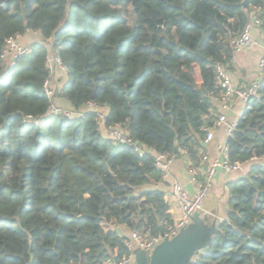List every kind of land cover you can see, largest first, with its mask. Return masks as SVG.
I'll return each instance as SVG.
<instances>
[{
  "label": "trees",
  "instance_id": "obj_1",
  "mask_svg": "<svg viewBox=\"0 0 264 264\" xmlns=\"http://www.w3.org/2000/svg\"><path fill=\"white\" fill-rule=\"evenodd\" d=\"M240 2L0 0V51L37 32L0 79V264H103L129 254L119 226L156 235L172 222L162 190L146 186L161 181L156 154L195 161L203 149L215 67L231 69L252 13L264 21V0ZM51 52L67 67L53 99L79 116L47 114ZM88 103L143 155L104 136ZM226 144L232 161L264 155V78ZM227 186L226 217L188 264H264V163Z\"/></svg>",
  "mask_w": 264,
  "mask_h": 264
},
{
  "label": "built area",
  "instance_id": "obj_2",
  "mask_svg": "<svg viewBox=\"0 0 264 264\" xmlns=\"http://www.w3.org/2000/svg\"><path fill=\"white\" fill-rule=\"evenodd\" d=\"M263 20L255 13L251 14L250 20L244 25L240 34L231 41V46L234 52L247 51L252 47H260L262 54L257 62V75L254 80L251 81L249 86L245 89L235 88L231 83V77L228 70L218 65L216 66V75L218 79V86L220 87V95L218 101L220 102L221 113L216 117L212 126L203 127L205 131L204 142H208L213 137V130L215 127L224 126L226 135L231 136L236 128L237 120H230L227 118L225 112L229 107V103L233 98L239 100L242 106L245 107L250 98L255 94L260 82L264 78V43L260 42L254 37V29L260 28L263 24ZM37 34V32H34ZM261 34L264 38V29H261ZM29 46L22 44L20 36L10 37L5 39L4 45L0 51V79L4 78L10 68L15 64V61L22 55L28 53ZM46 69L48 72L42 84V91L49 98L50 105L48 109V116H62L66 118H72L79 116L81 111H75L70 107H61L54 103V88L52 87L53 75L56 71L67 74L66 64L62 61L57 52H51L45 61ZM3 66V67H2ZM3 68V69H2ZM88 107L94 111L97 115V123L100 131L104 136L111 139L115 143H121L124 145H132L139 156L143 155V150L135 143H132L124 132L113 126H107L105 124L104 109L97 104L88 103ZM220 157L210 159L206 153L201 155V162L209 163L208 169L205 172L204 180L199 184L197 191L190 195L188 194L181 184L174 181L170 185L171 195L177 202V216L172 219L170 224H167L162 233L156 235H150L147 232H139L137 230H131L128 237H125V245L129 250V254L117 259L118 264H134V248H140L146 251L147 254L154 249V247L163 241L164 239H171L174 237L181 228L188 226L191 222L192 216L195 212H198L202 208V202L208 195L212 187V180L219 168L224 169L226 173H242L245 174L250 165L255 163H264L263 156H252L250 160L246 162H240L238 160H230L228 157V147L224 143L218 146ZM174 154L163 153L156 154L155 166L160 172L161 181L168 179L171 170V162ZM193 169L190 172L193 173ZM195 180V177H192ZM168 203V202H167ZM103 264H116L113 257L106 259Z\"/></svg>",
  "mask_w": 264,
  "mask_h": 264
},
{
  "label": "crops",
  "instance_id": "obj_3",
  "mask_svg": "<svg viewBox=\"0 0 264 264\" xmlns=\"http://www.w3.org/2000/svg\"><path fill=\"white\" fill-rule=\"evenodd\" d=\"M254 37L260 42L264 43V38L261 34V29L256 28L253 32ZM20 41L26 43L32 42L31 37L26 33L20 37ZM262 54V49L260 47H252L247 51L243 52H232L230 64L231 69H228L229 75L231 77V83L235 88L245 89L252 80L255 79L257 75V62ZM56 80H53V84L58 86L59 79H65V76L59 72H56ZM60 105L67 106L68 104L65 100L59 99ZM213 115L216 117L221 113L220 102L218 99H212ZM242 103L233 98L229 103V107L225 114L230 120H237L243 110ZM214 116V117H215ZM227 135L225 127L218 126L213 130V137L208 142H202V147L198 153L197 159L193 161L189 158L188 154L184 151H179L178 155H174L171 162L170 175L167 180L160 181L155 185H147L146 188L157 187L163 192V198L169 206V212L172 219L177 216V202L171 195L170 184L174 181L181 184L183 189L190 195L194 194L201 182L204 180L205 172L208 169L209 163L201 162V155L206 153L210 159L220 157L219 145L226 143ZM249 168V167H248ZM190 169L194 170L193 173ZM242 173H226L224 169L219 168L212 180V187L208 195L204 198L202 202V208L199 211L200 217L206 223L219 222L225 219L227 214V198H228V183L238 179ZM195 177V180L192 177ZM128 227L119 226V231L122 235L128 237L130 231Z\"/></svg>",
  "mask_w": 264,
  "mask_h": 264
},
{
  "label": "water",
  "instance_id": "obj_4",
  "mask_svg": "<svg viewBox=\"0 0 264 264\" xmlns=\"http://www.w3.org/2000/svg\"><path fill=\"white\" fill-rule=\"evenodd\" d=\"M240 5L247 8L248 0H241ZM174 153L178 155L177 148ZM220 222L208 224L200 217L199 211L195 212L188 226L181 228L171 239L158 243L150 254L143 249L134 248V264H188L199 251L209 246ZM113 259L118 264L115 256Z\"/></svg>",
  "mask_w": 264,
  "mask_h": 264
},
{
  "label": "rangeland",
  "instance_id": "obj_5",
  "mask_svg": "<svg viewBox=\"0 0 264 264\" xmlns=\"http://www.w3.org/2000/svg\"><path fill=\"white\" fill-rule=\"evenodd\" d=\"M127 13H128V20H130V18H131V9H130V7H127ZM28 35L31 37V39H32V41H34L35 40V38H36V36L35 35H37V34H34V33H28ZM22 42V44H24V45H26V46H29V44L31 43H26V42H24V41H21ZM56 72H59V71H56ZM56 72L54 73V75H53V79H52V87L53 88H56V87H59L63 82H64V80L65 79H59V84H58V86H55L54 84H53V80H56V78H58V77H60V76H57V74H56ZM59 73H61V72H59ZM62 75H64V76H66V74H64V73H61ZM66 78V77H65ZM54 103L55 104H57V105H59V106H61V107H67V106H63V105H60V102L58 103L56 100L54 101ZM68 108V107H67Z\"/></svg>",
  "mask_w": 264,
  "mask_h": 264
}]
</instances>
